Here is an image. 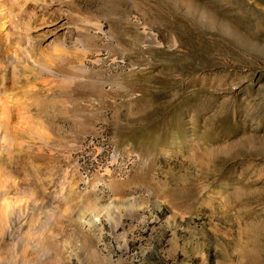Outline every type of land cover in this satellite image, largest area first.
I'll use <instances>...</instances> for the list:
<instances>
[{
    "label": "rangeland",
    "instance_id": "1",
    "mask_svg": "<svg viewBox=\"0 0 264 264\" xmlns=\"http://www.w3.org/2000/svg\"><path fill=\"white\" fill-rule=\"evenodd\" d=\"M0 21L22 198L0 264H264V0H0Z\"/></svg>",
    "mask_w": 264,
    "mask_h": 264
},
{
    "label": "bare ground",
    "instance_id": "2",
    "mask_svg": "<svg viewBox=\"0 0 264 264\" xmlns=\"http://www.w3.org/2000/svg\"><path fill=\"white\" fill-rule=\"evenodd\" d=\"M46 9H48V8H46ZM58 14L55 13V14H50L49 16H40L38 18L39 23H38V26L36 28L35 33H40V32L45 33V32H49L51 30H54L55 26H57V24L59 22H61L60 16ZM27 24H29V22H27ZM11 29L12 28L10 25H5L4 23H2L0 21V42H2L1 45H3L4 50L7 53L13 49V46L15 44L12 37H11V33H10ZM24 31H25V33L21 39L23 40V43L26 45V47H25V49L23 48L24 50H22V52L21 51H19V52H21L27 59H29L28 61H31L30 59H32V57L35 54V53H33L35 50L32 49V45H31V39H32V35L34 33L31 34L28 27H26V29ZM55 35L56 34H54L52 36V39L49 42L50 46L54 45V47H56L59 43V42H57L58 39L55 38ZM19 41H20V39H19ZM18 48H21V46ZM26 48H29V50L31 48L34 51L33 52L32 51L31 52L26 51L27 50ZM57 48H59V47L57 46ZM49 130H48V127L40 125L36 131V135H37L38 139L41 140V142H43L44 145L46 144V140L49 137ZM19 192L20 191H19L18 184H17V181L15 180V178L13 176H11L10 173H6L5 171L0 169V238H1L3 233H5V232H7L13 228L12 225L17 223V219H16L17 216L14 217L16 215V213H14V210L12 209V206L14 204L11 206V203H12L11 201L16 200V202H17L19 200V204L22 202V198H20L21 195ZM15 206H17V205H15ZM26 207H27V204L25 206H19V209L17 211L21 212L22 208L25 209ZM30 222H31V219H29L27 221L28 224H30ZM14 226H16V225H14Z\"/></svg>",
    "mask_w": 264,
    "mask_h": 264
}]
</instances>
